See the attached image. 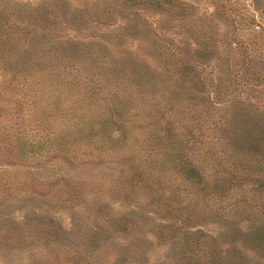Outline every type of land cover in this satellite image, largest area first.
I'll return each mask as SVG.
<instances>
[{"label":"rangeland","instance_id":"rangeland-1","mask_svg":"<svg viewBox=\"0 0 264 264\" xmlns=\"http://www.w3.org/2000/svg\"><path fill=\"white\" fill-rule=\"evenodd\" d=\"M49 1L59 9L60 21L56 20L55 27L64 37L54 41L56 46L49 58L57 60L56 72L48 78L42 68L40 78L37 71L29 77L32 88L39 86L35 79L40 84L30 96L33 89H25L23 94L18 90L3 92L4 73L0 71V112L19 110L23 127L37 124L45 132L50 128L54 132L67 133V128L74 134L87 132L88 122L90 128H98L85 114H98L100 120L109 117L110 109L103 102L104 90L91 87L83 77L99 74L104 80L108 78L109 70L99 63L103 53L112 66L122 64L130 71L128 75L139 81L126 80L131 84L129 89L143 91L139 94L143 102L132 97L110 98L115 105L112 112L120 110L121 117L130 116L123 129L110 131L112 142H117L115 147L120 146L118 155L111 158L112 164L117 161L127 168L132 161H125L121 152L150 141L163 145L162 153L156 155L160 160L167 157L165 146L176 149L178 145L161 136L163 130L155 118H150V110L154 102L162 109L167 100L172 103L180 96L173 93L176 84L165 75L167 65L179 58L171 54L176 50L193 54L199 65L189 71V79L195 92L209 93L219 104L213 118L220 113L227 116L229 126L224 137L237 139L233 123L239 121L238 108L244 112L241 120L245 127L243 143L229 152L225 150L230 153L228 159L239 165L242 182L235 181L238 176L230 177L235 185L224 186L219 180L221 169L207 176L208 182L214 180L224 187L223 207L227 211L218 219L220 211L214 210L213 216L197 223L227 245L216 247L218 252H211L214 262L206 264H264V164L263 159L253 160L255 153L264 154V0H163L159 7L139 4L142 9L130 12L122 23L113 13L106 15L104 11L111 2L119 8L122 0H0V4L27 11L42 8L40 5ZM117 8L112 11L120 14ZM127 12L123 9L122 16ZM99 16L105 17L96 20ZM123 31L132 38L118 40L115 34L122 35ZM188 112L184 107L183 112L174 114H183L184 123L200 126L199 121L187 116ZM75 113L79 116L74 118ZM176 130L185 132L182 125ZM148 135L156 136L155 140ZM241 148L246 149L242 154L246 161L239 158ZM138 150L135 148L132 157ZM4 160L5 155L0 153V264H128V260L133 264H180L179 252L191 235L159 233L157 218L145 213L143 207L132 213L137 221L131 228L119 226L116 216L128 214L129 201L111 191L109 171L91 162L63 163L59 158H31L25 165L6 164ZM30 162L33 168L27 167ZM131 190L139 205L148 206L144 201L149 192L143 187ZM177 198L189 200L183 194ZM149 205L161 212L155 203ZM210 208L208 205L205 210ZM73 255L80 257L79 263Z\"/></svg>","mask_w":264,"mask_h":264},{"label":"trees","instance_id":"trees-1","mask_svg":"<svg viewBox=\"0 0 264 264\" xmlns=\"http://www.w3.org/2000/svg\"><path fill=\"white\" fill-rule=\"evenodd\" d=\"M162 2L163 0H122L119 8L111 2L106 6V9L110 6V10L104 9V11L106 15L113 13L115 17L119 18L118 23H122L127 20L130 12L138 11L139 4L159 7V3ZM0 6V71L7 76V79H5L3 75L4 84L1 85V89L3 92L12 91L13 93L18 90L22 94L25 93V89H33L32 93L28 91L29 95L32 96L34 91L40 87L38 82V78H40L39 70L44 68L43 72L47 74L48 78L56 72L54 67L57 60L52 61L49 58L56 46L54 41L64 39L61 32L56 30L55 27L56 20H59L57 13L59 9L55 8L57 7L56 4L50 1L40 5L42 8L38 6L34 10L30 8L27 11L15 7L11 10L3 3ZM115 7L120 14H115L112 11ZM123 9L128 11L125 16L121 14ZM103 17L105 16H99L95 19L101 21L104 19ZM60 18L65 19V15L60 16ZM111 23H114V20ZM66 32H69V30H66ZM122 33L124 35H121V33L115 34L118 40L122 41L124 37L132 38L128 36V33L124 31ZM176 51V53L171 54L172 57H179L177 62H174L176 65L173 63L168 64L165 75L176 84L173 86V93L176 96L180 94V99L177 98L178 100L172 103L167 100V106H163L162 109L158 102H154L150 110L151 114L149 113L150 118H155L153 120L159 123L158 128L163 130L161 136L165 138L166 142L173 140L178 145L176 149L165 146L167 157L163 158L161 156V159L157 160L156 155L162 153L161 147L163 145L150 141L135 146L136 149H140L136 151L135 157H132L135 152L134 146H130L126 151L121 152L125 161H132L127 168L119 166L117 161H113L112 164L111 158L118 155L120 146L115 147L117 142H112L110 131L123 129L126 120L130 116L126 114L124 118L121 117L120 110L112 112L115 105L110 98L112 95L117 100H119L118 98L132 97L143 102L139 96L143 91L140 88L129 89L131 84L126 80L132 78L134 81H139L128 75L130 71L122 64L112 66V61L106 58L103 53L99 57V63L101 62L106 66L105 70H109L108 78L104 80L94 71L91 72L96 73L97 76L90 74L83 77L91 87L104 90L103 97L105 100L103 102L110 109L109 117L103 116L100 120L98 114L94 113L91 116L85 114V117L90 118L88 121L98 124V128H90L91 123L88 122L87 132L74 134L75 131L72 128H67V133L64 130L54 132L50 128L46 130V133L37 124L23 127L19 120L21 116L19 110L8 108L0 112V153L5 155L4 161L6 164L25 165V161L31 158H37V161H41L42 158L47 161L59 158L63 163L64 161L77 160L96 164L99 169L103 168L105 171H109L111 176L109 180H113L110 184L111 191L115 192L118 197L126 198L129 201L126 208V210H129V215L122 212L119 216H116L115 221L119 226L131 228L137 221L136 216L134 219L132 213L135 212L136 208L143 207L145 213L152 214L157 218L158 221L155 227L161 230L159 233L168 236L179 233L178 236H183L188 232L191 235V239L184 243V248L179 252L178 261L180 264L213 263L211 252H215V250L218 252L216 247L221 244L226 246L227 244L224 241L219 242L210 231L204 230L202 224L199 225L197 222H203L205 218L210 217V215L213 216L214 210L220 211V216H216L218 219L222 213L227 211L223 207L226 205V201L223 200L224 187L214 180L208 182L209 178L207 176L215 175L218 173L217 170L221 169L219 180L224 181V186L228 184L229 186L235 185L230 177L238 176L239 178L235 181L237 183L242 182L239 165L230 161L227 153L235 149L234 146L242 142L244 138L245 127L242 124L244 123L243 120H241L244 112L242 109H237L239 121L233 123H236L237 139L234 140L231 137L228 140L224 137L228 132L226 128L229 126L227 116L220 113L218 118H213V113L219 108L217 107L219 104L209 93L202 95V93L195 92L193 80L189 79L191 74L189 71H194L195 66L199 65V60L193 54L183 50ZM85 52L82 50L83 54ZM65 56L64 54L63 57ZM110 63L111 66H109ZM119 69H123L122 74H117ZM36 71L38 78L35 79V83L39 86L32 88L28 81H30L29 77H32ZM124 73L128 76H124ZM72 79H75V77L72 76ZM48 85H51V83ZM186 92L187 94H185ZM184 107H187V110L189 109L187 116L199 121L200 126L184 123L182 121L183 114L180 116L174 114L175 111L183 112ZM77 116L79 115L76 113L73 115L74 118ZM180 125L185 128V132L176 130ZM28 129H30V133H28ZM150 135L147 138L155 140L156 136L151 137ZM184 135L186 137H183ZM41 141H47V143H41ZM156 147L160 148L156 149ZM225 150H228V152ZM245 151L246 149L242 150L241 148L239 158L246 161L248 158L242 155ZM100 152H103V154H100ZM261 159H263L264 164V154H254V161H260ZM30 163L27 167L33 168L32 162ZM213 166L217 169H213ZM207 182L211 185L207 186ZM61 187L58 186V189H61ZM134 187H143L145 191L150 193L146 198L147 201H144L148 203V206H142L141 203V206L139 205V200L131 190ZM174 194L177 196L183 194L184 197L188 196L189 200H179ZM151 202L155 203L156 207L161 209V212H155L149 205ZM218 203H221V205H217ZM208 205L211 208L206 211L205 207ZM203 206L205 207L203 208ZM225 215L228 214L225 213ZM224 220L226 221V219ZM72 257L74 259L77 255ZM167 257L169 258V256ZM67 259L70 260V258ZM79 259L80 257H77L74 260L75 263H79ZM127 263L133 264L132 260H128Z\"/></svg>","mask_w":264,"mask_h":264}]
</instances>
